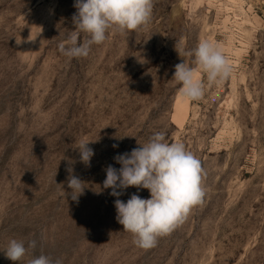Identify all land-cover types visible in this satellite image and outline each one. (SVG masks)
<instances>
[{
	"label": "rangeland",
	"instance_id": "rangeland-1",
	"mask_svg": "<svg viewBox=\"0 0 264 264\" xmlns=\"http://www.w3.org/2000/svg\"><path fill=\"white\" fill-rule=\"evenodd\" d=\"M75 0H0V264L45 255L63 264H264V0H153L150 23L109 30L87 57L59 51ZM81 34V41L86 39ZM201 40L232 66L229 79L186 102L178 52ZM201 162L205 197L157 246L141 249L103 188L114 157L155 132ZM91 141L90 165L75 147ZM118 147H113V145ZM72 162V163H70ZM68 167L84 182L71 199ZM150 198L147 189L129 187ZM11 239L35 240L21 261Z\"/></svg>",
	"mask_w": 264,
	"mask_h": 264
},
{
	"label": "clouds",
	"instance_id": "clouds-1",
	"mask_svg": "<svg viewBox=\"0 0 264 264\" xmlns=\"http://www.w3.org/2000/svg\"><path fill=\"white\" fill-rule=\"evenodd\" d=\"M74 7L77 10L72 17L74 30L59 45V51L69 59L87 57L92 45L102 44L107 39L109 30L125 33L146 27L151 20L153 0H75ZM82 33L87 37L83 41ZM178 54L194 57L196 66L184 60L174 66L173 79L180 85L179 96L183 101H199L205 95L201 73L206 76L208 86L223 83L231 76L232 66L227 57L218 45L208 40H201L194 49ZM89 143L91 141L81 140L75 147L85 165H90L94 156ZM139 145L131 152L114 157L121 167H106L103 188L111 189L110 195L117 197L114 201L116 219L123 231L133 235L135 246L147 250L157 246L159 237L169 235L182 224L191 209L203 203L206 193L202 185V162L182 142L169 143L165 133L160 131L152 134L146 144ZM66 171L71 199L78 202L84 193V182L73 174L72 167ZM129 187L147 189L150 198L132 194L127 202L120 200L118 197ZM35 247V240L28 242L26 248L23 241L11 239L4 253L7 259L18 262ZM27 264L63 262L60 258L53 260L40 255L29 259Z\"/></svg>",
	"mask_w": 264,
	"mask_h": 264
}]
</instances>
